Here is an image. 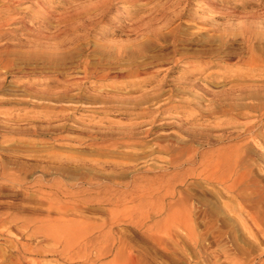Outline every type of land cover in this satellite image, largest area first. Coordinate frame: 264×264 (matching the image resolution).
Returning <instances> with one entry per match:
<instances>
[{
    "label": "rangeland",
    "instance_id": "rangeland-1",
    "mask_svg": "<svg viewBox=\"0 0 264 264\" xmlns=\"http://www.w3.org/2000/svg\"><path fill=\"white\" fill-rule=\"evenodd\" d=\"M7 16L19 18L0 46L10 47L17 67L38 72L0 69V80L7 77L0 91V221L16 219L0 223V264H264V242L232 218L225 203H234L201 174L200 160L183 153L189 140L200 147L193 133L214 126L203 115L213 103L199 88L211 81L208 90H228L236 73L249 71L241 61L250 48H264V0H21ZM31 28L51 38L29 39ZM40 42L67 62L26 63L24 52L39 50ZM142 64L150 65L140 77H118ZM65 78L70 84H58ZM33 126L43 130L13 132ZM259 131L264 140V125ZM221 133L233 137L201 146L203 153L246 139L227 129L213 134ZM56 185L71 193L57 197ZM49 214L71 219L70 253L45 240Z\"/></svg>",
    "mask_w": 264,
    "mask_h": 264
},
{
    "label": "bare ground",
    "instance_id": "bare-ground-1",
    "mask_svg": "<svg viewBox=\"0 0 264 264\" xmlns=\"http://www.w3.org/2000/svg\"><path fill=\"white\" fill-rule=\"evenodd\" d=\"M20 1L21 0H0L1 3L0 4V40L4 35L5 29H7L8 26H10L12 23H14L17 20V18H19L18 16H7V15L13 14V12H15V9L20 3ZM34 15H37L38 17H43V16L50 17L48 13L36 9L34 11ZM21 19H22L21 22H27L26 20H24L23 17ZM30 26L33 27L32 25ZM29 33L30 34L28 35V38L32 40L33 39L48 40L51 38L50 36H47L46 34L43 33H39V34L35 33L32 28L29 29ZM45 43L46 42H40L39 44L35 45V48L39 50H35L32 52L31 51L24 52L26 63L28 62L39 63V61L42 60L43 63L53 66L54 68H58L57 65H60L61 62L64 63L67 60V55L65 54L58 55L55 53H49L47 51H44V49L42 48L46 46ZM12 52L13 51L10 49L8 45L0 46V69L3 70L13 69L11 72L15 76H17L18 72L19 73L23 72L24 74H33V75L37 74L38 72L37 67L30 69H27L25 67L23 68L17 67L15 61L11 58ZM241 62L248 65L250 69L247 73H242V72L236 73L237 78H234L230 81L231 87L228 90H225L223 92H214V91L212 92L211 90H208L211 81L209 82L207 81L208 82L207 87L199 88L200 90H202L204 95L210 97V101L213 103L208 109L204 110L203 115L209 116L210 117L209 120L214 119L213 120L214 126L213 129H210V132H207L206 130L203 129L202 131L199 132V134L193 133L195 136L191 138L192 139L197 138L196 141H198L197 143L200 145V147L207 145L209 146L216 145L217 143H221L233 136L232 135L225 136V134L221 133L222 135L218 137V135L215 136L213 134L214 131L218 129L222 131L227 129L230 130L231 134L234 133V134L246 136L245 141L235 146L221 148L220 150H217V152L209 156L207 153L205 152L203 153V150L199 146H194L189 140L183 146V153L186 156H190V159L192 160L195 161L200 160L201 167L203 168L201 174L205 175V177L209 179L211 182L215 181L219 183L221 187L220 188L221 193L222 194L225 193L227 195L226 197L230 199L231 203L232 202L234 203V204H230L228 202L225 203L226 209L229 212L233 213L232 218L238 221L253 238L264 242V140L262 138L261 132L259 131V127L260 126L262 127V125H264V48H262L261 52H258L252 46L248 52V55H246V58H243ZM149 65L148 64L137 65V68L135 69L132 68L128 72L122 71L121 74L118 75V77L119 76L122 78L140 77L144 73L143 70L148 69ZM185 73L188 74L191 72L187 69ZM89 74L90 72L86 70L85 76L89 77ZM100 74L102 75V73ZM91 75H94V73H92ZM146 75H150V74H146ZM156 76H158L157 73L152 74V80ZM94 77H98L99 79L108 78L110 77V71L104 74L103 76H100L98 73V75ZM6 80L7 77L4 78L3 80H0V91L3 88V85L5 84ZM249 80H253L254 82H259V83L256 86H247L246 83L249 82ZM70 82H71V78L58 80V84H70ZM147 84H149L148 81L146 82V85ZM188 84L196 85L195 81L189 82ZM45 86L52 87L53 83L52 82L46 83ZM56 95L58 96V98H63L61 93H56ZM147 95L148 94H143L142 97L144 98V96ZM47 97L49 99H53L54 95L52 93H48ZM26 103L32 104L34 107L38 105L35 102L34 103L26 102ZM1 104H3L2 99H0V105ZM52 107L54 110L57 111L58 109L57 106H52ZM127 110L133 111L132 109L129 108ZM64 111L65 110L62 108L61 112ZM196 120H198V118ZM40 130H43L41 126H33L30 129L18 128L13 130V132L18 131L22 133L37 135L40 132ZM51 130H57V128L55 126H49L47 131L51 132ZM261 150L263 151V153H260ZM58 186L55 188L56 192H53V194L57 195V197L59 193H64L67 195H69L68 194L69 192L71 193L69 188L63 186L61 187L60 185ZM41 193L42 195L48 197V199H50L51 196L52 197L54 196L52 194V191L48 192L42 190ZM45 219H47V222L49 223L45 233V240L54 241V244L56 246H62L64 252L70 253L72 250L71 249V239H72L71 219L66 217L65 214H61L59 217H55L49 214ZM15 220L13 218L10 222H14ZM63 220H65L66 223L60 225V221ZM7 221H4L2 219L0 223L2 222L1 225L6 224ZM37 221H41V219H38ZM10 222L8 221L7 223L10 224ZM184 225L188 236L191 237L190 239L194 238L195 233L190 219H187ZM196 241L198 240L196 239ZM89 242L91 244L92 241ZM112 251L113 250H111L110 252L112 253ZM100 260L102 259L88 258L82 262H84V264H96ZM125 260L126 261H123L125 263L121 262L120 259H110L101 263L102 264H150V262H148L146 259L145 260L125 259ZM201 260L203 262L209 261L211 262V264H214L216 262V259H200L199 261ZM15 262L16 264H41L40 260L38 259H16Z\"/></svg>",
    "mask_w": 264,
    "mask_h": 264
}]
</instances>
